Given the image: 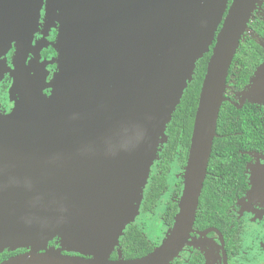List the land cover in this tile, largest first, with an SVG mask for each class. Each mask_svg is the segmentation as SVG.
Segmentation results:
<instances>
[{"label":"water","instance_id":"obj_1","mask_svg":"<svg viewBox=\"0 0 264 264\" xmlns=\"http://www.w3.org/2000/svg\"><path fill=\"white\" fill-rule=\"evenodd\" d=\"M259 2L0 0V81L9 73L12 97L20 89L14 110L0 112V254L28 250L0 264H171L193 231L230 70ZM44 7L59 25L50 83L27 65ZM209 53L174 227L150 255L111 261ZM240 95L264 106V63ZM56 238L94 258L50 252Z\"/></svg>","mask_w":264,"mask_h":264},{"label":"flooded vegetation","instance_id":"obj_2","mask_svg":"<svg viewBox=\"0 0 264 264\" xmlns=\"http://www.w3.org/2000/svg\"><path fill=\"white\" fill-rule=\"evenodd\" d=\"M258 6L260 5H257L256 10L252 14L248 28H252L255 35L264 40V21L257 20L255 17V12L257 11ZM58 27L59 25H52L51 22L46 18V8L44 7L41 12L40 23L34 36L32 51L29 54L27 65L28 68H31L32 65H34L35 67V72L31 73L32 76L36 75L38 72H40V74L42 73L43 76H47V83H50L57 71L56 65H52L51 62L57 56V53L53 46L58 35ZM260 30H262V32H260ZM252 41L257 43V41L255 40ZM37 49L40 56L38 60L39 67L34 63ZM261 49L264 52V48L261 47ZM15 52L16 47L14 46L7 56L8 70H10L11 68L13 69L12 62ZM263 63L264 54L263 61L261 62L259 67ZM259 67L255 69L254 74L249 78L247 83L241 89H238L237 82L242 68H239L238 63H236V66H234L233 63L228 78L225 96L228 100H230V102L226 103H229L231 105L232 103L242 105V108L239 110H246V122L250 126L251 124H262L261 132H263L264 106L256 105L249 100L243 103V97L240 95V93L244 92L250 85L251 79L254 77L255 72ZM13 85L14 78L11 77L9 73L5 74L3 79L0 81V112L3 115L10 114L16 107V98H19L20 89L16 93V97L12 99L11 89ZM44 93L50 96L51 91L49 89H46L44 90ZM219 138H221L220 135ZM263 142L264 138H261L260 142H250L247 149L239 150L241 155L247 158L244 162L243 175L240 177V175H232L230 173V175L226 176V189L223 191L222 188H219V190L213 192L214 195L212 199H214V201L211 202L209 208L200 207L203 196L202 193L200 204L196 214L195 224L193 226V231L188 239V243L183 247L179 255L171 262V264H264ZM188 156L189 151L185 164H174L172 166L171 173H174L177 169H181V171L184 172ZM159 161L160 156L154 164L153 170L155 169ZM208 176L209 173L207 175V178ZM172 177L173 175L170 178L171 181L169 191L160 200V204L156 207L155 211L143 213L141 208V215H152L154 217L159 216L160 212L164 210L162 219L163 225L166 229L165 239L161 244L155 245L149 239V237L143 233V231L137 224H130L124 231V235L120 238L119 245L116 246L111 252V261L134 260L125 257L124 248L121 245L122 238L125 236V233L131 226L135 227V230L137 232H140L143 236H145V238L151 245L152 252H150L146 256L153 253L167 241L174 227L176 216L179 212V201L183 192L184 173L182 174L181 183L177 184L175 188L173 187L174 183H172ZM241 178L243 179V186L239 190H237L238 186L241 183ZM217 201L219 202V204L217 203ZM169 203L177 205V212L173 218L172 223H169ZM60 243L61 240L56 238L49 244L48 250L50 252H55L57 254H62L65 256L81 257L88 260L94 258L93 256L89 255L71 254L63 251L57 252V250L60 249ZM48 250L40 252H48ZM27 252L28 250L26 249H20L15 252L5 251L1 253L0 256L4 255L5 253H12L13 255L9 256V258H11L17 255L25 254Z\"/></svg>","mask_w":264,"mask_h":264},{"label":"trees","instance_id":"obj_3","mask_svg":"<svg viewBox=\"0 0 264 264\" xmlns=\"http://www.w3.org/2000/svg\"><path fill=\"white\" fill-rule=\"evenodd\" d=\"M263 54L264 52L256 42L248 39L241 42L234 62V66L238 63L239 68H242L237 82L238 89H241L254 74L255 69L263 61ZM210 56L211 53L205 55L197 63L193 81L185 91L181 104L178 106L168 126L166 133L168 137L167 143L159 154L160 161L151 173L149 184L145 190L141 207L143 213L154 212L156 207L159 206L160 200L168 193L172 166L176 163L185 164L191 143L199 96ZM245 111V109L239 110L229 103H224L222 106L217 130L221 138L216 139L214 143L208 170L209 176L205 184L201 208H209L211 202L214 201L212 199L213 192L219 190V188H222L223 191L226 189V176L230 175V173L232 175H240V177L243 175L244 162L247 158L242 156L239 150H245L250 142L258 143L261 138H264V131L261 132L262 124H251L250 126L246 122ZM242 186L243 179L241 178V183L237 190ZM217 203L219 204L218 201ZM176 212L177 205L169 203V223L173 222ZM121 245L124 248V255L128 259L142 258L152 252L151 245L145 236L137 232L135 227L132 226L122 238ZM11 255L13 254L5 253L0 256V263Z\"/></svg>","mask_w":264,"mask_h":264},{"label":"rangeland","instance_id":"obj_4","mask_svg":"<svg viewBox=\"0 0 264 264\" xmlns=\"http://www.w3.org/2000/svg\"><path fill=\"white\" fill-rule=\"evenodd\" d=\"M259 5L260 6H258L257 11L255 12V17H256L257 20L264 21V0H261ZM247 39L248 40L251 39V40L257 41V43L261 47L264 48V40L261 39L260 37H258L257 35H255L253 29L250 28V27L247 29L242 42L246 41ZM14 97H12V99ZM183 173L184 172H182L181 169H177V170H175L174 173H172V175H173V177H172L173 182L172 183H174V186H173L174 188L176 187L177 184L181 183L182 174ZM163 211L164 210H162L160 212L159 216H155L154 217L152 215H141V208H140L138 215L134 218V221L132 223V224H137L141 228L143 233L145 235H147L149 237V239L155 245L161 244L162 241L165 239V235H166V229H165V226L163 225V219H162V216L164 214ZM60 244H61L60 245V249L57 250V252L63 251V252H66V253H71V254H82V255H85L84 253L79 251L80 250L79 248L74 247L73 245H71L69 243H64L63 244L61 242Z\"/></svg>","mask_w":264,"mask_h":264}]
</instances>
